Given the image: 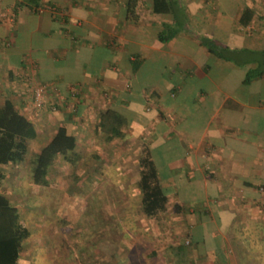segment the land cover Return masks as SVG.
Listing matches in <instances>:
<instances>
[{
    "label": "crops",
    "instance_id": "0c3cea01",
    "mask_svg": "<svg viewBox=\"0 0 264 264\" xmlns=\"http://www.w3.org/2000/svg\"><path fill=\"white\" fill-rule=\"evenodd\" d=\"M174 2L178 20L150 0L134 18L126 0H0V93L36 126L30 154L61 123L79 151L100 139L99 110L123 114L124 136L150 148L177 227L169 236L183 229L194 243L172 264H264V0ZM44 3L57 11H37ZM166 25L174 31L160 40ZM35 83L47 87L42 107ZM22 252L17 264H35Z\"/></svg>",
    "mask_w": 264,
    "mask_h": 264
},
{
    "label": "rangeland",
    "instance_id": "374dc122",
    "mask_svg": "<svg viewBox=\"0 0 264 264\" xmlns=\"http://www.w3.org/2000/svg\"><path fill=\"white\" fill-rule=\"evenodd\" d=\"M6 96L9 93H0V103ZM86 140L79 141L80 157L73 167L61 155L55 157L43 185L33 186L30 182L28 158L32 148L26 150L22 161L0 166L4 172L1 191L34 232L23 241L21 260L35 264H172L171 258L184 261L194 243H184L183 229L169 236L171 230H177L169 226L173 223L169 205L153 217L141 211L137 183L139 138L129 134L108 142L95 137ZM25 196L32 198L28 201ZM181 205L184 212L191 207ZM30 245L37 246L31 255ZM46 245L48 259L39 249Z\"/></svg>",
    "mask_w": 264,
    "mask_h": 264
},
{
    "label": "trees",
    "instance_id": "16d2710c",
    "mask_svg": "<svg viewBox=\"0 0 264 264\" xmlns=\"http://www.w3.org/2000/svg\"><path fill=\"white\" fill-rule=\"evenodd\" d=\"M137 1L126 0V15L129 18L135 17L134 8ZM150 1L153 12H170L174 20H178L174 0ZM173 31L171 26L166 25V28L160 30L157 36L160 40H166ZM201 42L209 51L222 56L210 39L202 37ZM263 69H258V73H261ZM247 77L248 75L246 79ZM125 123L123 114L106 107L99 110L93 124L100 139L108 142L124 137ZM35 136L36 127L32 121L14 106L10 98H3L0 103V166L22 161L27 150L26 141ZM140 144L137 157L140 208L143 214L153 217L165 210L166 194L159 185L150 148L145 141H141ZM75 145V135L68 131L65 124L56 125L51 136L28 158L31 164V180L37 184H46L48 169L58 155H61L73 167L80 157L74 149ZM3 178L4 172L0 168V186ZM28 233V227L22 222L17 207L0 189V264H17L23 241Z\"/></svg>",
    "mask_w": 264,
    "mask_h": 264
},
{
    "label": "built area",
    "instance_id": "2783aa9c",
    "mask_svg": "<svg viewBox=\"0 0 264 264\" xmlns=\"http://www.w3.org/2000/svg\"><path fill=\"white\" fill-rule=\"evenodd\" d=\"M44 9L49 10L50 12L54 13L57 11V5L44 3L36 7L37 11H42ZM46 88H47L46 85L43 83H35L30 86L33 106L40 107L43 104Z\"/></svg>",
    "mask_w": 264,
    "mask_h": 264
}]
</instances>
